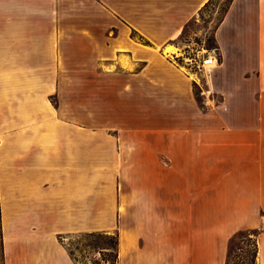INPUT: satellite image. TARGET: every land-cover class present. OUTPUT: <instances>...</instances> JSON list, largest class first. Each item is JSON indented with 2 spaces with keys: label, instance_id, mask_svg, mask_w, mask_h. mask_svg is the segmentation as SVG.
<instances>
[{
  "label": "crops",
  "instance_id": "crops-1",
  "mask_svg": "<svg viewBox=\"0 0 264 264\" xmlns=\"http://www.w3.org/2000/svg\"><path fill=\"white\" fill-rule=\"evenodd\" d=\"M210 0H0V264H264V0H230L215 67L178 39ZM202 91L201 95L197 92Z\"/></svg>",
  "mask_w": 264,
  "mask_h": 264
},
{
  "label": "rangeland",
  "instance_id": "rangeland-1",
  "mask_svg": "<svg viewBox=\"0 0 264 264\" xmlns=\"http://www.w3.org/2000/svg\"><path fill=\"white\" fill-rule=\"evenodd\" d=\"M230 0H212L191 21L178 39L184 57L193 58L196 50H214L213 30ZM201 73V69H194ZM197 92L201 95L202 91ZM114 234L96 233L92 237L72 236L66 239L68 249L79 264H114ZM255 234L253 231L237 233L229 243L227 264H254Z\"/></svg>",
  "mask_w": 264,
  "mask_h": 264
},
{
  "label": "built area",
  "instance_id": "built-area-1",
  "mask_svg": "<svg viewBox=\"0 0 264 264\" xmlns=\"http://www.w3.org/2000/svg\"><path fill=\"white\" fill-rule=\"evenodd\" d=\"M184 62L186 63L187 68L190 70L205 69L207 66H216L218 63V56L216 53V49L214 50H205L199 49L196 50V55L193 58H184ZM196 71V70H194Z\"/></svg>",
  "mask_w": 264,
  "mask_h": 264
},
{
  "label": "trees",
  "instance_id": "trees-1",
  "mask_svg": "<svg viewBox=\"0 0 264 264\" xmlns=\"http://www.w3.org/2000/svg\"><path fill=\"white\" fill-rule=\"evenodd\" d=\"M211 1L212 0H210L205 6H204V8L203 9H205L206 7H207V5L209 4V3H211ZM226 9H227V7H226ZM226 9H225V11H226ZM224 11V12H225ZM224 12H223V14H224ZM220 21V20H219ZM214 40V39H213ZM96 233H93V234H89V235H85V236H88V237H92V236H94ZM254 234H256L255 232H254ZM114 240H115V251H114V256H113V263L115 264L116 263V259H117V237H116V235L114 236ZM231 241V240H230ZM230 243V242H229ZM225 264H227V262L225 263ZM254 264H255V262H254Z\"/></svg>",
  "mask_w": 264,
  "mask_h": 264
},
{
  "label": "bare ground",
  "instance_id": "bare-ground-1",
  "mask_svg": "<svg viewBox=\"0 0 264 264\" xmlns=\"http://www.w3.org/2000/svg\"><path fill=\"white\" fill-rule=\"evenodd\" d=\"M208 67H209V68H211V67H214V66H211V67H210V66H208ZM205 68H207V66H206Z\"/></svg>",
  "mask_w": 264,
  "mask_h": 264
}]
</instances>
